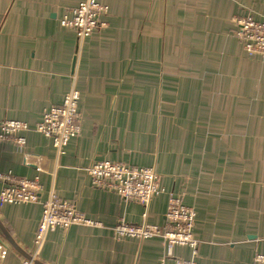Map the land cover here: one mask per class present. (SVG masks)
<instances>
[{
    "label": "crops",
    "instance_id": "crops-1",
    "mask_svg": "<svg viewBox=\"0 0 264 264\" xmlns=\"http://www.w3.org/2000/svg\"><path fill=\"white\" fill-rule=\"evenodd\" d=\"M81 1L0 0V124L33 128L74 84L82 105L81 135L63 155L31 131L21 151L0 142V174L38 178L42 201L54 192L105 228H57L39 249L41 205L0 207V223L43 264L190 259L187 248L113 232L165 228L178 195L198 213V264H253L264 255V62L244 58L229 33L235 17L264 19V0H100L106 27L80 46L62 21ZM103 161L156 169L162 194L146 209L94 188L86 170ZM23 261L0 231V264Z\"/></svg>",
    "mask_w": 264,
    "mask_h": 264
},
{
    "label": "built area",
    "instance_id": "built-area-1",
    "mask_svg": "<svg viewBox=\"0 0 264 264\" xmlns=\"http://www.w3.org/2000/svg\"><path fill=\"white\" fill-rule=\"evenodd\" d=\"M108 12V7L100 0H82L71 11L69 19L62 21V25L74 31L78 44L82 46L97 30L106 27L102 17L108 15ZM237 29V37L245 53L248 56L264 57V19H244L239 22ZM79 99L80 94L74 84L62 105L45 112L33 128L23 122L4 121L0 124V142L11 140L21 151L27 144L26 134L33 131L50 139L58 154L63 155L69 142L79 135ZM86 173L94 188L116 194L125 202H136L146 209L162 192L153 171L131 166L127 162H99L90 166ZM0 183V207L17 204L42 206V217L35 237V244L39 249L43 247L48 234L57 228H105L103 223L87 220L73 206L61 201L54 192L49 194L46 201H42L44 188L38 178L28 179L24 174H0ZM197 218L198 213L194 207L185 206L172 199L165 216V228L144 223L141 226H115L113 232L120 238L160 239L167 246L191 250L190 259H169L163 256L156 264H198L196 258L199 242L194 233ZM31 256L37 259L36 256ZM22 264L34 263L24 260ZM253 264H264V255H257Z\"/></svg>",
    "mask_w": 264,
    "mask_h": 264
},
{
    "label": "rangeland",
    "instance_id": "rangeland-1",
    "mask_svg": "<svg viewBox=\"0 0 264 264\" xmlns=\"http://www.w3.org/2000/svg\"><path fill=\"white\" fill-rule=\"evenodd\" d=\"M248 18H251L250 16H248V17H235V18H233L232 20H230L232 23V25H230V26H233L232 27V29H231V32L229 33V37L231 38V40H233L235 43H237V44H239L242 48V54L244 55H242L244 58H246V59H248V60H260L261 62H264V57H261V56H248L246 53H245V51H244V49H243V45H242V43L240 42V40L238 39V37H237V32H238V29H237V27H238V25H239V22L240 21H242V20H244V19H248ZM234 28V29H233ZM260 61H258V62H260ZM181 70V72L183 71L184 72V74H185V76L187 77V75H188V73L189 72H191L192 70H194L195 68H180ZM205 74V73H204ZM207 75V74H206ZM80 94V99H79V104H78V121H77V126H78V128H79V135L76 137V138H74V139H77V138H79V136L81 135V132H82V129H81V124H82V113H81V110H82V105H81V93H79ZM65 151V150H64ZM121 162H126V161H121ZM96 163H99V162H95V163H92L91 164V166L92 165H94V164H96ZM127 163H128V161H127ZM132 166V165H131ZM137 167V166H136ZM137 168H141V169H149V170H151V171H153L154 172V174L157 176V179H158V184H159V187L161 188V191L163 192V190H162V187H161V180H160V176H159V174L157 173V171H156V169H154V168H144V167H137ZM162 192H161V194H162ZM160 194V195H161ZM172 199H176V200H178L180 203H182L183 204V202H182V198L180 197V196H170V200H169V203L171 202V200ZM152 203V202H151ZM151 205V204H150ZM184 205V204H183ZM169 206V205H168ZM186 206V205H185ZM167 210H168V208H167ZM167 213V212H166ZM147 217V216H146ZM145 217V218H146ZM126 226H130V225H128V224H125ZM141 226V225H140Z\"/></svg>",
    "mask_w": 264,
    "mask_h": 264
},
{
    "label": "water",
    "instance_id": "water-1",
    "mask_svg": "<svg viewBox=\"0 0 264 264\" xmlns=\"http://www.w3.org/2000/svg\"><path fill=\"white\" fill-rule=\"evenodd\" d=\"M24 160H25L26 166L33 167L35 169H39L41 162L43 161V159L37 156H34V155H29V154L25 155ZM0 231L2 232L5 239L12 245L13 248H15L19 252L20 256L23 257L25 261L33 262L34 264H43L39 260L34 259L30 254L24 253L21 250H19L1 223H0Z\"/></svg>",
    "mask_w": 264,
    "mask_h": 264
}]
</instances>
